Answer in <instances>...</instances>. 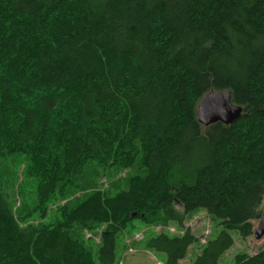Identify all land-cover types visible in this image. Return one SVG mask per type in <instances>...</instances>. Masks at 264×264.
<instances>
[{
	"label": "trees",
	"instance_id": "1",
	"mask_svg": "<svg viewBox=\"0 0 264 264\" xmlns=\"http://www.w3.org/2000/svg\"><path fill=\"white\" fill-rule=\"evenodd\" d=\"M211 92L241 118L204 127ZM263 206L264 0H0V264H116L134 221L183 228L200 211L216 238L147 248L219 264ZM103 227L95 249L85 231Z\"/></svg>",
	"mask_w": 264,
	"mask_h": 264
},
{
	"label": "rangeland",
	"instance_id": "2",
	"mask_svg": "<svg viewBox=\"0 0 264 264\" xmlns=\"http://www.w3.org/2000/svg\"><path fill=\"white\" fill-rule=\"evenodd\" d=\"M11 167L16 168L15 165H11ZM126 175V172H122L117 176H111L110 179L102 175L99 184L103 188H108L114 181L121 180ZM258 225L259 221L255 223V230ZM188 229L199 238L201 244H205L209 238H216L221 231V227L218 226V221L211 219L204 211L197 212L188 217L183 228L175 224L167 227L162 225L148 226L140 220H136L133 222V225L120 233L118 237L116 264H166L165 254L147 248L148 239L163 232L172 236H182ZM103 231L104 227L100 228L97 233L88 230L85 231L86 238L91 240L90 244L95 249L96 244L101 242ZM232 236L234 238V245L224 254L219 264H236L237 255H254L264 248V238L259 241L254 236L243 239L236 231L232 232ZM197 247V245H194L190 253L180 264H193L197 255L200 253ZM95 259L96 261L98 260L97 255H95Z\"/></svg>",
	"mask_w": 264,
	"mask_h": 264
},
{
	"label": "water",
	"instance_id": "3",
	"mask_svg": "<svg viewBox=\"0 0 264 264\" xmlns=\"http://www.w3.org/2000/svg\"><path fill=\"white\" fill-rule=\"evenodd\" d=\"M243 110L241 106L233 103L230 92H211L201 100L198 106V119L204 127L217 123L232 125L241 118ZM254 237L258 241L264 238V211Z\"/></svg>",
	"mask_w": 264,
	"mask_h": 264
}]
</instances>
